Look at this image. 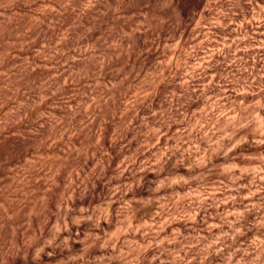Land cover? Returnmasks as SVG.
<instances>
[{
    "label": "bare ground",
    "instance_id": "bare-ground-1",
    "mask_svg": "<svg viewBox=\"0 0 264 264\" xmlns=\"http://www.w3.org/2000/svg\"><path fill=\"white\" fill-rule=\"evenodd\" d=\"M0 264H264V0H0Z\"/></svg>",
    "mask_w": 264,
    "mask_h": 264
}]
</instances>
